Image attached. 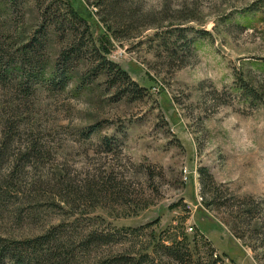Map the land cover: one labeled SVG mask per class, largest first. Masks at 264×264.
Segmentation results:
<instances>
[{"label": "rangeland", "instance_id": "1", "mask_svg": "<svg viewBox=\"0 0 264 264\" xmlns=\"http://www.w3.org/2000/svg\"><path fill=\"white\" fill-rule=\"evenodd\" d=\"M11 1L13 8L0 0V180L13 183L0 188V238L72 221L52 194L53 173L64 171L66 183L82 191L87 174L107 165L117 170L127 198L86 215L82 198L75 204L82 225L100 219L104 224L93 227H177L189 241L204 238L226 264H264V96L250 104L236 83L264 85V0H37L50 5V23L76 10L86 20L76 33L88 26L92 36L94 46L81 52L90 60L77 65L63 91L22 85L19 72L2 70L19 63L20 49L37 38L42 47L25 60L43 62L48 78L70 48L52 25L41 38L44 5ZM170 26L186 30L167 33ZM100 57L127 73L139 98L104 84ZM95 124L89 139L79 134ZM104 137L116 138L117 150L102 149ZM201 169L215 186L201 184ZM245 197L259 219L251 225L262 226L258 233L240 226L248 239L239 240L231 207ZM129 199L152 204L129 213L122 208Z\"/></svg>", "mask_w": 264, "mask_h": 264}, {"label": "trees", "instance_id": "2", "mask_svg": "<svg viewBox=\"0 0 264 264\" xmlns=\"http://www.w3.org/2000/svg\"><path fill=\"white\" fill-rule=\"evenodd\" d=\"M6 1L13 8L15 2ZM112 1L117 3L119 0ZM37 2H39L40 10L44 5L41 10L43 21L39 25V30L42 33L41 38L45 36L47 24L52 25L56 32L62 34L61 36L64 38L67 36L70 48L61 51L48 78L44 76L43 62L34 63L33 61L25 60L33 57L37 47H42L43 44L38 43L41 39L37 38L20 49L22 60L19 63L8 65L2 70H4L5 74L7 72L8 74L19 72L22 85L26 82H32L36 86L47 84L57 86L63 91L68 87L69 81L72 79V73L77 68V65L82 60H90V57L87 59L81 52L84 48L88 49L89 46H94L92 36H90L88 26L85 29L86 33H82L81 36L76 33L75 25L86 23V20L76 10L69 8L67 17L63 21L50 23V20L53 19L50 5L45 6L44 3L40 4V1L36 0ZM184 30L186 29L170 26L167 28V33H181ZM114 37L118 38L116 34H114ZM81 41H87V43L83 44ZM88 43L91 45H88ZM90 50L97 53V50ZM29 55L30 57H28ZM97 64V70L105 74L104 84L109 89L117 87L121 96L140 97L141 91L138 86L131 81L127 73L120 69L119 66L107 61L106 57H100ZM84 81L85 79H83ZM236 83L242 97L248 100L250 104L263 101L264 85L255 86L252 83L243 81L242 78L237 79ZM99 126V124H95L80 131L79 134L84 136L85 139H89ZM115 139L111 140L104 137L101 148L111 154L115 147L117 150L118 146H120L119 143L117 144L114 141ZM33 150H35V147ZM22 167L23 165L19 171H22ZM144 170L147 175L150 174V169ZM200 173L203 178L201 180L202 185L205 184L206 179L212 186H215L213 178L208 175L206 169H201ZM117 174V170L107 165L99 170H94L93 173L87 174L85 184L82 187L83 190L81 191L79 186H71L66 183L68 181L64 171L59 174L53 173L52 182L55 187L52 190V194L54 199L64 205L62 209L66 210L67 217L75 216V218L72 221L64 220L55 225H50L47 229L32 236L0 238V264H226L215 254L210 243L204 238L197 236L192 241H189L184 234L178 231L177 227L163 232L150 230L153 225L135 229H114L110 226L103 227L104 225L101 228L93 227L94 222L100 225L104 224L103 220L100 219L92 220V223H90L92 227L89 224L82 225L80 218L76 217L77 207L75 204L77 201L82 200V198L86 201L89 208L88 212L83 214L86 215L97 208H110L111 199L117 203L119 198L126 197L123 193L124 187H121L118 182ZM7 180H0L1 189L6 188L9 182L13 185L12 180ZM249 199L251 198L238 199L241 202H238L239 206L234 205L231 207V210H235L232 212L235 216L231 217V232L239 240L248 239L238 233L240 226H246L251 232L256 233L261 230L262 226V224L251 225L252 222L259 219L253 216L255 207H247L244 203ZM233 200L235 201L236 199ZM242 203L244 204L243 206ZM135 204L133 200L129 199L128 203L125 204L126 206L122 205V208H127L129 213H136L140 209H146L152 203L150 199H141L140 203ZM247 220L250 222L245 224ZM259 238L262 240L261 247L264 250V236L261 235Z\"/></svg>", "mask_w": 264, "mask_h": 264}, {"label": "built area", "instance_id": "3", "mask_svg": "<svg viewBox=\"0 0 264 264\" xmlns=\"http://www.w3.org/2000/svg\"><path fill=\"white\" fill-rule=\"evenodd\" d=\"M185 179H186V177H185ZM188 231H193V229L192 228H189Z\"/></svg>", "mask_w": 264, "mask_h": 264}]
</instances>
